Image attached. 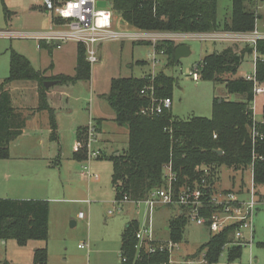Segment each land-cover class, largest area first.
Returning <instances> with one entry per match:
<instances>
[{"label": "trees", "instance_id": "16d2710c", "mask_svg": "<svg viewBox=\"0 0 264 264\" xmlns=\"http://www.w3.org/2000/svg\"><path fill=\"white\" fill-rule=\"evenodd\" d=\"M107 3L115 16L133 30L168 31L177 33L250 32L254 30L255 0H231L230 17L223 22L217 19V0H98ZM44 9V6H43ZM45 10V9H44ZM52 22H57L51 17ZM42 41V40H41ZM151 44L149 41H139ZM176 43L162 39L154 45L156 52L163 50L165 67L174 66ZM255 52L254 77L257 85L264 86V38L257 39L255 46H244L237 50L227 46L219 52H212L193 68L199 78L214 84H223L227 94H240L243 100H225L215 97L209 118L191 116L179 119L170 109L161 115H143L140 110L150 105V95L155 98H171L175 78L163 70L152 78L145 74L140 77H114L110 80L105 99L115 113V120L125 125L128 132L126 149L113 152L105 159L112 162V183L116 197L127 194L131 199H145L149 193L163 184V167L170 163L176 172L174 192L184 187L194 188L202 177L207 182L202 188L209 195L216 174L221 167L234 172H243L252 165L253 183L264 185V105L262 121L253 119L254 82L234 76L245 55ZM91 66L85 59L84 46L77 43L75 72L73 75L51 77L60 83L87 80ZM44 77L33 69L29 60L18 52L9 51V72L0 83V159L9 157V143L20 134L25 119L11 106L7 85L14 80H36L39 83L38 110H48L52 130L56 124L47 105L43 82ZM144 89L147 94L140 91ZM254 126L258 136L254 141L251 129ZM97 127V126H96ZM85 131L78 129L81 147L74 153L78 160L85 158ZM51 134V139L54 138ZM217 151H221L218 153ZM207 170V171H206ZM228 192V191H224ZM177 215L169 220V238L179 242L188 222L185 208L179 207ZM214 211V205H207L205 215ZM48 204L42 200H20L0 198V239H13L19 245L29 240L46 241L48 237ZM136 220L130 221L121 235L120 264H167L168 253H142L137 259L134 245ZM233 226L217 233H211L207 242L187 258H198L205 252L207 264L215 262L223 246L233 243ZM264 245V243H262ZM241 246L231 244L228 261L240 257ZM33 264H47L46 247L37 248L33 253Z\"/></svg>", "mask_w": 264, "mask_h": 264}, {"label": "rangeland", "instance_id": "374dc122", "mask_svg": "<svg viewBox=\"0 0 264 264\" xmlns=\"http://www.w3.org/2000/svg\"><path fill=\"white\" fill-rule=\"evenodd\" d=\"M41 2L42 0H0V83L8 76L10 49L26 57L33 69L39 70L40 51L36 47V39L40 36V31H47L50 28L49 14L38 7ZM257 5L261 9L264 0H255L256 7H252L255 12ZM230 14L231 1L217 0L218 21L223 22L230 17ZM262 14L264 15V12ZM114 17L118 23V25H115V29L133 30L117 16ZM262 20L264 21V18ZM257 25H259V30L264 31L261 21H257ZM151 32L157 33V31ZM158 32L163 33L162 36L167 35L164 33H177ZM180 36L165 37L174 40L178 44L188 45L191 52L187 56L180 57L174 66L165 70L167 74L175 78V84L171 91L170 111L179 119H187L191 116L209 118L212 114L214 93H219L223 87L201 78L195 81L192 79L190 72L202 57L222 50L227 44L232 43V40L210 41L209 39L202 40L195 37ZM45 54L48 56L46 50ZM149 54H153V46L146 42H139L130 38L104 41L100 50V59L91 65L89 79L60 83L48 89L46 100L60 125L59 145L49 140L48 111H37L35 108V87L36 85L39 86V83L33 80H19L9 83L8 88L13 105L32 109L30 114L32 118L28 121L24 132L25 136L11 141L9 149L22 150L30 145V152L34 150L37 154L36 158L40 159L39 161L43 158L56 161L55 158L58 157L57 153H59V165L52 163V165L46 166L41 161L46 167L39 173L40 177L50 186V190L46 193L47 197L43 198L49 204L48 239L47 241L31 242V244H43L47 247L48 264H103L102 261L104 260L108 264H117L120 261L119 233L129 216H132L130 214L138 217L139 227L151 219L153 228L154 225L155 227L159 225L163 231L162 236L167 235V227L164 221L170 214V209L167 210L163 207L144 214V207L148 210L144 203L139 206L127 203L117 204L114 202V191L111 184V162L106 159L91 158V161L89 159L90 166L97 172L99 179L97 181H87L81 177L80 173L84 161L72 157L73 145L76 142L75 130L78 126L77 124L73 127V124L82 121L78 115L81 113L87 115V106L91 101L102 103L97 106L99 114L110 113V108L104 102L106 100L103 98L105 95L102 96V94L108 93L111 78L140 77L149 74L152 72L150 66L152 61L147 60ZM156 59L160 61L161 56L157 55ZM138 60H145L147 63H135ZM253 64L254 55L245 54L238 69V74L241 72L251 73ZM158 68H160L159 65L155 70ZM24 85L27 86L24 87ZM255 97L254 120L260 122L262 121L264 98L260 94ZM227 98L228 100H243L244 96L228 94ZM70 103L78 110L79 114L77 116H72L70 112L66 111ZM86 119L80 125L88 126L90 120L88 122V117ZM117 127L118 124L109 119L102 124V132L105 133L104 138H109L110 145L103 140L99 141L100 143L97 142V133H95L89 147L91 150L99 149L101 154L98 157L109 156L111 148H115L120 152L126 149L127 128L125 125H122L119 129ZM12 161L15 166L21 164L17 159ZM30 172L29 175L37 177L36 169H31ZM231 176H234L235 180H239L240 173L224 167L220 168L216 174V180L219 179V181L213 187L216 194L220 191L224 193V188L236 189V187H232L233 184L230 182ZM242 177L247 183L243 188L246 189L250 181L248 170L243 172ZM238 184L240 183H235L236 186ZM219 188L223 190H219ZM241 194L244 198H247L244 190L241 191ZM82 199H88L89 203L80 201ZM126 205L133 206L131 213L130 211L125 213L127 212ZM135 209L139 213L135 214ZM79 211L85 215L83 219L77 218ZM109 211H112V213L109 214ZM71 221H74L75 224L72 225ZM254 230L253 243L242 248L239 259L228 261V250L231 245H226L223 247L218 259L211 264H264V245H262L264 243V200L261 201L256 211ZM243 233L246 234V231ZM210 235L211 233L205 225L197 224L194 221L187 222L179 241L178 253L196 252L202 244L208 241ZM78 244H87L88 247L80 249ZM15 245L16 242L9 239L6 243L7 250H5L3 242L0 241V264L6 260V256L9 259L8 261H14L17 255H15ZM177 259L175 257V260ZM199 264L207 263L202 262Z\"/></svg>", "mask_w": 264, "mask_h": 264}, {"label": "built area", "instance_id": "2783aa9c", "mask_svg": "<svg viewBox=\"0 0 264 264\" xmlns=\"http://www.w3.org/2000/svg\"><path fill=\"white\" fill-rule=\"evenodd\" d=\"M98 0H42L44 9L49 13L51 17H55L57 22H52L53 25L59 27L55 31L48 33H40L37 37L38 40L48 42L57 41V47L60 43L66 41H74L81 43L85 50V59L89 64L96 63L98 61V46L108 40H122L125 38L134 39L137 41L147 40L153 46V54H149V59L152 61V67L158 65L157 55H164L163 50L156 52L154 45L158 42L157 39H169L171 37H179L177 33L167 34L162 36L163 33H153L151 31L133 30L128 32L126 30H118L113 27V12L107 3L103 7L97 6ZM201 39H227L245 41L254 46L256 40L260 38L258 32L254 29L250 34H233L231 32H217L206 35H199ZM169 37V38H165ZM157 41V42H156ZM155 73L152 71L149 73L152 76ZM193 80L199 79L198 69L195 67L190 72ZM246 80L254 82L253 94L254 96L260 94L264 97V86L257 85L255 82L254 74H247L244 76ZM141 94H147L142 89ZM150 105L142 108L140 113L143 115H161L165 110L171 108L172 99L169 97L155 99L151 95ZM95 130L92 123H89L88 127V139L87 147L91 143L95 136ZM258 133L254 126L251 129V137L254 141ZM89 157L96 158L101 153L99 150H91L89 147ZM249 170L252 172V165L249 166ZM207 171V170H206ZM82 175L87 178H97V174L91 172L88 165L83 166ZM176 172L172 171L171 164L168 163L163 167V185L159 188L153 189L147 198L133 200L127 194L122 197L114 199L117 204H124L131 202L132 204L139 206L144 203L149 213L153 211L154 207L158 204L171 205L180 207L182 206L186 210L187 217L190 221H194L197 224L206 225L212 233H217L228 226H233V245H251L252 231H253V215L259 204V199L253 186V180L251 179V185L247 189V200L241 201L237 195L231 191L219 192L218 194H208L203 191L202 188L206 185V178L202 177L199 184L194 188L184 187L177 193L174 192V185L176 181ZM214 205V211L208 215H205L207 205ZM79 217H83V213L78 214ZM247 231L246 236L243 232ZM136 243L134 245L135 256L137 259L142 253L153 254L157 252H167L168 260L167 264H177L178 262L173 259V255L180 248L179 242L172 241L171 239H157L153 234V226L151 219L148 223L140 226L135 232ZM228 244V245H231ZM227 245V244H226ZM224 245L223 247H225ZM83 247L82 244L78 245ZM125 261V257H120V262ZM183 264H199L206 263L205 252L201 253L196 259L183 258L181 260Z\"/></svg>", "mask_w": 264, "mask_h": 264}, {"label": "crops", "instance_id": "0c3cea01", "mask_svg": "<svg viewBox=\"0 0 264 264\" xmlns=\"http://www.w3.org/2000/svg\"><path fill=\"white\" fill-rule=\"evenodd\" d=\"M57 1H63V0H57ZM38 7L40 9L44 10L42 2H41V4L38 5ZM44 11H46V10H44ZM262 12H264V5L262 6L261 9H259L258 5H257V9H256V12H255L256 19H255L254 29L260 35V38H258V39L264 38V31L259 30V28H258L259 25H257V21H261L262 22V26L264 28V21L262 20L264 18V15L262 14ZM49 18H50V28L47 31H40L39 33H48V32L55 31V30L59 29V27H56L55 25L52 24L50 15H49ZM113 24H114L113 27H115V25H118L117 20L115 19V17L113 18ZM121 30H124V29H121ZM126 31L132 32L133 30H128L127 29ZM226 32L227 31H225V32L222 31V33H226ZM250 32H231V33H233L235 35L236 34L240 35L241 33L250 34ZM157 33H159V32H157ZM214 33H217V32H214ZM202 34L206 35V34H211V33H180L179 35H181L180 37L187 36V37H193V38L195 37V38L201 39L200 38L201 36H199V35H202ZM205 39H209L210 41H223V40L226 41L227 40V39H212V38H205ZM205 39H202V40H205ZM36 41H37L36 47L40 51V55H39L40 65H39V70L38 71H40L44 77L49 78V79H47L45 81H48V80H55L56 81L55 83L51 84L48 88H46L43 85V88H44V91H45V94H46V99H47L48 89H50L54 85L60 84V82H58L56 79H53V78L51 79V77L58 76V75H61V74L62 75H69V76L74 74V72H75V62H76V54H77V42L66 41V42L60 43V46L57 47V44H58L57 41H52V42H48V43L46 41H43V40L41 41V40H38V39H36ZM102 43L98 46V60L100 59V50H101ZM246 45L252 46V45H250L249 43H247L245 41H238V40L234 41L233 40L232 43L227 44L225 47H227V46H235L237 50H241ZM186 46L189 48L188 45H186ZM45 50H46V53L48 54V56L45 54ZM216 52H219V51H216ZM189 53H191V52L189 51ZM245 54L254 55V63H255V52L254 51L252 53H245ZM160 56H161V59H160V61L158 63L160 68L155 70V68L158 65H156L154 67H152V65H150L152 67V71L154 73H156L158 71H161V70H163L165 72V70L169 68V67L167 68V67L164 66L165 65V56L164 55H159V57ZM148 57H147V60H150ZM243 59H244V57H243ZM243 59H242V61H243ZM242 61H241V63H242ZM135 63H137V64L138 63L145 64V63H147V61L138 60V61H135ZM241 63H240V65H241ZM91 65L92 64H90V66ZM240 65H239V67H240ZM239 67H238V69H239ZM238 69H237V72H236V74L234 76L243 77L244 78V76L247 75V73L241 72L240 74H238ZM150 71H151V69H150ZM248 74H254V64H253V71L251 73H248ZM14 81H19V80H14ZM26 81H31V80H26ZM33 81L37 82L36 80H33ZM219 85L222 86L223 88L220 89L219 93H216V94L214 93V97L223 98L225 100H228V98H227L228 94L226 92V89H225L224 85L223 84H219ZM25 86H27V85H24V87ZM6 87H7L8 93H9V88H8L9 84ZM39 89H40V87L36 85V87H35V94H36V106H35V108H36L37 111H45V110H38V93H39ZM104 95L105 94H102V96H104ZM9 96H10V100H11V106L13 107V109L16 112H18L21 117H23L25 119L24 127L21 129L20 134L13 139V140H15V139L22 138V137L25 136L24 132H25V129L27 127L28 121L32 118L30 116V114L32 113V109H30V108L28 109L26 107L24 108V106L23 107H18V106L13 105L12 98H11V93H9ZM255 96H254V98H256ZM103 98H105V97H103ZM104 102H106L105 104H107V106L110 108V110H111L110 113L99 114V112H98L99 109L97 108V106L102 104L99 101H91L88 104V106H87V115L85 113L79 114L78 110L75 109L74 106L71 103L68 105V108H66V111L70 112V114L72 116H75V115L77 116L79 114L78 115L79 118L82 119V121L75 122V124H73V127H75L78 124V126H76V130H75L76 131V142L73 145V151L74 152H72V157H74V159H76V160H78V159L75 157L74 153L78 150L79 147H81V144L78 142V137H77L78 129H80V128H84L85 129L86 128V131L84 133L85 134V145H84L85 158L82 159L84 161V163L81 166V172L80 173H81V177L86 179L87 181H90V180L97 181L99 179V176H98L97 172L94 171L91 168V166H90L91 158L89 157V149H88V147L86 145L87 139H88V127H89V125L88 126L87 125L83 126V125H80V124L84 123L87 120L86 117H88V122L90 120L89 123L93 124L94 130L97 133V138H98L97 142H99V141L101 142L102 140L103 141H107L108 145H110V142H108L110 140H109L108 137L104 138V134L105 133L102 132V124H103V122L105 120L109 119V120L115 122L116 124H118L117 129L122 127V125L115 120V113H114L113 109L110 107V105L108 104V102L106 100ZM252 104H253V106H252V108H253L254 107V101H253ZM47 105H48V102H47ZM263 105H264V100H263L262 106ZM48 107H49V105H48ZM46 111H48V110H46ZM52 114H53V117H54L53 111H52ZM253 119H254V108H253ZM48 121H49V113H48ZM54 121H55V124H56V127H55L54 130H52L50 128V124H49V132H48L49 140L51 142H54L57 145H59V143H60V141H59L60 140V134H61L60 125H59V123L57 121V118L54 117ZM53 133H54L55 137L51 139V134H53ZM98 147L101 149V146L99 144H98ZM98 147H96V148H98ZM30 150H31L30 145L24 147L22 150H11V148H10L9 149V157L5 158V159H0V198L20 199V200H42V201H46L47 204H48V201L43 199V198L47 197L46 193L48 192V190H50V186L48 185L47 182L44 181V179L42 177H40L39 173L41 171H43L44 167L49 166V164L52 165V163H53V164L59 165V160H58L59 153H57L58 157L55 156L56 157L55 158L56 161L55 160L54 161L45 160L43 158L41 161H43L45 163V165H46L45 166L43 164V162L39 161L40 159L36 158L37 157V154H35L36 152L34 150H32V152H30ZM95 150H99V149H95ZM113 152H120V151H118L115 148H111V153H113ZM106 155H108V154L106 153ZM13 159L19 160L21 162V164H19L18 166H15V163H13V161H12ZM89 159H90V161H89ZM92 159H100V160L104 159L105 160V158H103V157L102 158L101 157H96V158H92ZM86 160H87V162H86ZM85 163H87V164H85ZM85 165L89 166L91 172L97 174V178H87V177L82 175V169H83V166H85ZM111 165H112V162H111ZM31 169L32 170L36 169L37 177H35L33 175H29V174H31V172H30ZM243 172H237V173H240L239 180H235L234 176L230 177V182L233 184L232 187L233 188L236 187L235 190L225 189V188H224V190L222 188H219V190L222 189L223 191H231V192L235 193L237 195V197L241 201L247 200V198H244L242 196L241 191L244 190V193L248 197L247 189L251 185V179L253 180V175H252V172L248 169V172L250 173L249 186L246 189H243L244 186H245V183H246L244 181V178L242 177L243 176ZM217 178H218V175H217ZM216 179H215V182H214V186H215V183H218V181H219V179L218 180H216ZM235 183H240V184H238L236 186ZM111 184H112V188H113V191H114V199H117L116 193H115V190H114V187H113V183H112V173H111ZM253 186H254L256 194L258 196L259 204L257 205V208H256V210L254 212V215H253V231H252V242H251V244L253 243L254 232H255V230H254V217L256 215V211H257L261 201L264 200V185L255 186L254 183H253ZM220 192H222V191H220ZM80 201L85 202V203L86 202L89 203L88 199H82ZM127 204H132V203L129 202ZM129 206L130 205H126V211L127 212H125V213H128L129 211L131 213V210L133 209L134 205L132 207H129ZM163 207L165 209H167V210L170 209L169 210L170 214L166 217V219L164 221V223H165V225L167 227V235L166 236H162L163 235L162 234L163 231L161 229V226H159V225L156 226V227L154 225L153 234H154V237L155 236L157 237V239H170L169 238V228H168L169 220H170L171 217L177 215V213L180 211V209H179V207H176V206H171V205L167 206V205L158 204V205H156L154 207L152 212H154L157 209L163 208ZM80 212L81 211H79L78 214ZM111 213H112V211H109V214H111ZM137 213H139V211H137L135 209V214H137ZM146 213H148V210L146 209V207H144V214H146ZM78 214H77V218L78 219H83L85 217L84 214H83V217H79ZM130 215H132V216H129V218L126 220V223L122 226L121 231L119 233L120 245H121V235H122L124 229L126 228L127 224L130 221H132V220H136L138 222V217L133 216V214H130ZM189 221L190 220L188 219V222ZM48 223H49V204H48V222H47V228L49 229ZM70 223H72V225L75 224L74 221H71ZM147 223H148V221H146L143 225H145ZM138 228H139V225H138ZM245 235L246 236L248 235L247 231H246ZM166 237H168V238H166ZM47 239H48V237H47ZM0 241L3 242V244L5 246V250H7V248H6L7 240L0 239ZM38 241H43V240H29L24 245H19L15 241L16 242V245H15L16 246V250H15L16 253H15V255L16 254L17 255H16L14 261L13 262L8 261L9 259L6 256V260L4 262H2V264H33L32 259H33L34 250L37 249V248L46 247L43 244L42 245L41 244H39V245L31 244V242H38ZM78 245H80V244H78ZM82 245H83V247H79L78 246V248L83 249V248H87L88 247L87 244H82ZM243 247L244 246H241V252H242V248ZM46 249H47V247H46ZM119 250H120V247H119ZM5 254H6V252H5ZM191 254H193V253L180 254V253H178V251H176L174 253V255H173V259L175 260V257H177L178 259L175 260V261L178 262L177 264H183L181 262V260L183 258H185V257L186 258L189 257ZM119 257H120V255H119ZM237 259H239V258H237ZM255 261L257 262V260H255ZM102 263L103 264H108V263L105 262V260L102 261ZM117 264H120V261H118Z\"/></svg>", "mask_w": 264, "mask_h": 264}, {"label": "water", "instance_id": "95a60500", "mask_svg": "<svg viewBox=\"0 0 264 264\" xmlns=\"http://www.w3.org/2000/svg\"><path fill=\"white\" fill-rule=\"evenodd\" d=\"M105 5V3H100L99 1L97 2V6L99 7H103ZM189 54V48L184 45V44H180L178 46H176L175 50H174V59L175 61H178L180 57L182 56H186ZM55 80H48V81H44L43 85L48 88L51 84L55 83ZM218 153H221V151H217Z\"/></svg>", "mask_w": 264, "mask_h": 264}]
</instances>
